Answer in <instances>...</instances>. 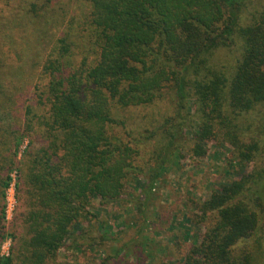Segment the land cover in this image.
Returning a JSON list of instances; mask_svg holds the SVG:
<instances>
[{"label":"trees","instance_id":"obj_1","mask_svg":"<svg viewBox=\"0 0 264 264\" xmlns=\"http://www.w3.org/2000/svg\"><path fill=\"white\" fill-rule=\"evenodd\" d=\"M59 2L52 21L30 30L24 19L42 14L24 0L26 14L0 23V240L15 170L24 207L15 217L22 232L0 264H64L65 244L80 246L85 225L94 229V201H124L131 179L140 184L129 195L147 200L195 122L192 153L204 156L210 140L228 142L240 173L185 219L184 240L194 242L184 264L264 260V114L255 130L250 122L264 104L261 0ZM228 50L235 62L218 64ZM160 102L172 111L135 121V112ZM147 203L136 206L143 223L134 241L148 238ZM99 228L110 240L101 221Z\"/></svg>","mask_w":264,"mask_h":264},{"label":"rangeland","instance_id":"obj_2","mask_svg":"<svg viewBox=\"0 0 264 264\" xmlns=\"http://www.w3.org/2000/svg\"><path fill=\"white\" fill-rule=\"evenodd\" d=\"M22 1L1 0L0 23L2 22V26L6 27L10 21H17L19 13L26 14L22 8L20 10ZM24 1L30 3L31 6L36 4L37 11L42 14L40 18L31 15L24 19L29 30L46 20L52 21L50 16L58 10V6H62L59 0ZM260 4L264 5V0H261ZM255 5L259 3L255 2ZM70 9L72 8L68 7L69 11ZM18 28L19 26L16 30L14 29L17 34L19 33ZM12 32L11 30L3 35L14 36ZM233 52L235 56L239 55L237 48H233ZM233 52L231 50L220 52L215 58L216 62L225 66L230 65L236 59ZM259 107L260 114L253 115V121H250L253 126L252 130H255L256 126L261 123L260 119L264 114V104ZM171 111L172 108H169L166 102H160L148 109L142 108L133 115L136 118L135 121L140 122L142 115L146 113L149 117H155L154 119L158 120ZM195 125L196 122L193 123V128L183 130L184 144L182 148L179 147V156L177 159L173 158L166 173L158 180L151 196H146L147 200L144 198L145 194L139 198L129 195L140 184L137 180L131 179L123 196L124 201L109 203L106 206H101L97 200L94 201L93 207L89 209L94 215H98L94 229L92 230V225H85L86 234L80 239V246H76L72 240H69L60 251L61 262L64 264H100L104 257L114 255L118 257L114 264H184L190 244L194 242V237L191 240H184L186 228L191 226L185 219L194 220L200 214L197 208L198 203L209 198L211 193L223 184L238 178L240 173L238 159L232 145L228 142L210 140L207 142L204 156L197 157L192 153L190 149L195 143L193 138ZM26 144L25 142L20 146V158L27 149ZM11 177L12 181L5 193L8 216L5 213V234L0 240V257L3 254L11 255L14 244L12 237L22 232L21 221L15 220L16 214L19 218L24 208L19 199V180L16 170ZM137 194L140 193L137 191ZM146 201L148 202V215L146 214L144 225L148 238H144L142 242L141 240L134 241L137 229L143 223L136 206ZM99 221L105 225L106 232L111 235L110 240L106 241L101 236L102 231L98 229ZM137 223L138 225H135ZM199 231L202 232V229ZM124 244L130 245V249L127 247L125 252H118ZM110 264L113 263L110 262ZM256 264H264V260L260 257Z\"/></svg>","mask_w":264,"mask_h":264},{"label":"built area","instance_id":"obj_3","mask_svg":"<svg viewBox=\"0 0 264 264\" xmlns=\"http://www.w3.org/2000/svg\"><path fill=\"white\" fill-rule=\"evenodd\" d=\"M6 214H7V216H8V208H6ZM9 254H3L2 256H8Z\"/></svg>","mask_w":264,"mask_h":264}]
</instances>
